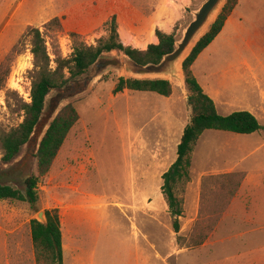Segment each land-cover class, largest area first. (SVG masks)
I'll return each mask as SVG.
<instances>
[{
	"label": "rangeland",
	"instance_id": "1",
	"mask_svg": "<svg viewBox=\"0 0 264 264\" xmlns=\"http://www.w3.org/2000/svg\"><path fill=\"white\" fill-rule=\"evenodd\" d=\"M204 1L40 0L39 14L36 9L34 15L30 14L32 19L24 21L20 17L29 16L27 7L24 13L17 14L15 21L18 25L10 28L8 42L0 44V65L5 64L9 71L0 88L1 130L6 132L18 125L24 117L22 104L31 101L35 74L31 27L40 28L54 68L56 52L71 57L79 45L97 46L100 39L109 38L114 16L118 32L124 39L120 40L125 41L126 46L146 47L149 35L157 29L173 31L180 40L193 19V11ZM55 17L59 18V25L45 27V23ZM108 53L115 55L119 52ZM121 76L129 75L108 71L96 79L86 93L69 101L75 104L79 120L70 130L51 169L41 178L38 201L0 199V264H37L31 221L37 219L40 211L53 208L58 209L61 219L66 264H100V259L103 264H112L109 255L104 258L100 253H107L108 246L118 245L121 238L128 237L127 232L134 224L143 232L145 228L152 232L150 239L154 253L163 252L165 245H172L175 249L177 244L192 250L205 236V240L208 238L206 233L214 226L224 195L231 190L220 187L226 184L223 178L206 176L201 182L200 174L208 168V161L203 156L196 157V166L192 169L195 180L191 176L183 192L184 196L187 193L192 198L200 194L203 209L199 219L189 221L186 228L181 221V231L177 233L169 210L163 205L166 198L162 190V173L169 166L175 147L173 141L163 134L165 130L160 123L165 108L178 119L183 115V123L191 120L193 112L187 94L175 81H171L173 91L169 100L151 91L130 90L115 94L113 89ZM138 93L156 101L151 104L133 101V107L143 109L135 118L129 112V101ZM51 102L42 125L14 160H2L0 143V185H11L25 192V179L38 174V144L43 127L53 112V96ZM207 137L201 140L199 151L206 149ZM141 183H147V186L138 185ZM148 201H153L151 221L148 220ZM232 225L237 229L226 247L232 244L234 264H264V250L249 249L254 243H264V231L237 235V231L246 229L245 224L239 221L232 222ZM227 226L229 223L222 224L220 229ZM224 250L222 247L218 254H224ZM249 251L259 256V260L251 259ZM208 258L209 254L202 250L196 252L190 264H202Z\"/></svg>",
	"mask_w": 264,
	"mask_h": 264
},
{
	"label": "crops",
	"instance_id": "2",
	"mask_svg": "<svg viewBox=\"0 0 264 264\" xmlns=\"http://www.w3.org/2000/svg\"><path fill=\"white\" fill-rule=\"evenodd\" d=\"M27 7L29 16L20 17L24 21L32 19L31 16L36 9L39 14L40 0H0V44L8 42L10 28L18 25L15 18L20 13H24ZM149 36L146 47L159 41L156 32ZM120 38L124 40L121 32ZM123 44L125 45L126 42L124 41ZM129 44L132 43L129 41ZM192 72L204 92L214 101L219 114L226 116L236 111H249L264 127V0H239L226 19L221 32L194 61ZM123 91L127 92L130 89ZM123 91L121 94H125ZM138 94L129 101V112L131 115L134 114L135 118L143 109L133 107V101L135 103L138 100L141 104H151L156 101L153 97L148 100L142 94ZM168 98L169 96H165L164 100H169ZM165 109L160 126L165 130L163 134L173 141L175 150L162 176L177 159L178 145L189 123V121L183 123V115L178 119L172 111ZM205 136H208V145L206 149L199 151L201 140ZM200 156L208 161V168H204L200 174L201 182L206 176L235 172L244 174L236 194L225 207L219 224L211 231L208 238L192 250L177 244L175 249L172 245H165L163 252L154 253L153 242L150 239L152 232H148L146 228L143 232L134 224L127 232L128 237L121 238L118 245L105 247L108 249L105 250L107 253L101 252L100 256L107 258L109 255L112 264H190L196 252L201 253L204 250L210 258L202 264H234L236 259H234V250L231 249L232 244L228 245L231 249L228 252L226 247L237 229L232 222L242 221L245 224L246 229L237 231V235L261 234L264 231V128L250 134L216 129L205 130L194 148L191 172L196 166V157ZM134 167L135 165L132 168L133 177ZM193 175L192 172V179L195 180L193 177L196 175ZM138 185L147 186V183ZM162 200L164 201L163 197ZM147 204L150 211L148 220L151 221L153 201H148ZM163 205L170 213L167 200ZM201 209H203V201L200 194L192 198L186 193L180 224L181 221L184 222L186 228L189 221L198 220ZM228 223L226 229H220L222 224ZM180 231L181 228L178 232ZM65 247L64 244L63 251ZM222 247L225 250L224 254L220 255L218 251H222ZM249 249L263 251L264 243H254ZM249 252L251 259L259 260V256ZM63 255L66 264L67 258L65 253ZM218 257H220L219 261ZM100 264H103L101 259Z\"/></svg>",
	"mask_w": 264,
	"mask_h": 264
},
{
	"label": "trees",
	"instance_id": "3",
	"mask_svg": "<svg viewBox=\"0 0 264 264\" xmlns=\"http://www.w3.org/2000/svg\"><path fill=\"white\" fill-rule=\"evenodd\" d=\"M239 0H226V3L218 13L214 22L205 34L198 40L189 55L182 63L187 89L190 95V104L193 108V115L184 129L183 136L178 145L177 159L163 174V194L170 207L173 221V228L178 232L181 228L180 216L184 211L185 185L191 180V167L194 148L205 130L216 129L232 131L239 134H250L264 128L257 118L249 111H236L229 115L218 113L214 101L208 96L197 78L192 72V65L199 54L221 32L226 19L236 7ZM59 25V18L55 17L45 23V27ZM32 31V53L35 57V74L31 87V101L22 104L24 113L23 120L10 130L4 132L0 128V143L3 149L2 160L11 162L21 152L23 146L30 139L45 105L46 96L56 87L63 86L69 79L84 73L88 67L104 51L120 50L128 54L139 63H158L164 55L175 49L177 41L176 33L157 29L158 43H151L146 49L126 46L120 40L118 25L114 16L111 27V34L107 39H100L97 46L79 45L75 48L71 57H63L59 52L55 53V67L51 66V58L47 52L45 38L39 27H31ZM9 71L5 64L0 65V88L3 78L8 76ZM125 89L137 91H151L163 96H170L173 91L172 83L167 79H140L132 77H119L113 89L117 94ZM79 120V112L73 102L64 105L52 121L45 133L38 152V174L30 175L25 179V192L11 185H0V199H13L36 203L39 198L38 185L41 178L51 169L56 157L59 154L72 127ZM224 179L222 189H229L224 195L225 200L217 212L215 224L222 216L225 207L236 194L242 179L243 173L235 172L219 176H208ZM47 223L37 219L31 221V234L35 246L37 264H64L61 219L57 208L46 209ZM209 228L208 232L214 229ZM206 233L209 235V233ZM206 236L197 244H202Z\"/></svg>",
	"mask_w": 264,
	"mask_h": 264
},
{
	"label": "water",
	"instance_id": "4",
	"mask_svg": "<svg viewBox=\"0 0 264 264\" xmlns=\"http://www.w3.org/2000/svg\"><path fill=\"white\" fill-rule=\"evenodd\" d=\"M225 3L226 0H205L199 8L193 11V19L185 28L182 38L176 41L175 49L164 55L158 63H139L120 50H117L119 53L115 55L108 53L113 50L101 53L84 73L69 79L63 86L53 88L49 92L45 99L42 114L26 144L32 140L36 130L42 125L43 120L46 118V113L52 106V96L55 101V104L53 103V112L48 119V123L43 127L44 129L40 136L38 149L45 133L49 129L59 110L63 107V104H67L71 99L86 93L96 79L101 78L103 74L111 70H116L121 74H128V77L132 78H162L167 79L170 82L175 81L187 94L186 98L190 104V95L188 94L186 81L184 79L185 75L183 76L184 71L182 63L189 55H187L188 51L191 52L198 40L209 29ZM190 106L192 108L191 104ZM37 220L42 223H47L45 210H42L37 214Z\"/></svg>",
	"mask_w": 264,
	"mask_h": 264
}]
</instances>
